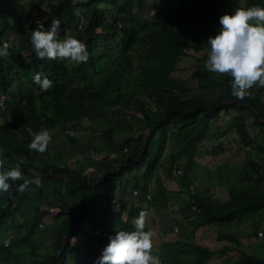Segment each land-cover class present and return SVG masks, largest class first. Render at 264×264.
<instances>
[{
    "label": "trees",
    "instance_id": "1",
    "mask_svg": "<svg viewBox=\"0 0 264 264\" xmlns=\"http://www.w3.org/2000/svg\"><path fill=\"white\" fill-rule=\"evenodd\" d=\"M143 1L147 2V8ZM154 2L155 5L169 4V15L156 19L148 14ZM208 4L219 10L215 17L219 27L206 23L205 15L213 18L205 11ZM21 5L15 9L18 14L22 11ZM29 5L35 8L44 6V16L40 21L45 29L50 28L53 21H59L57 39L77 33L76 38L86 45L89 58L79 64L59 58L41 60L35 55L31 43L32 30L37 24L31 29L18 28L13 32L7 22L0 23V48L5 43L9 52L8 56H0V160L4 161L0 171L10 170L14 163L20 164L22 172L21 179L7 181L11 186L8 193L0 192V226L16 211L24 215L22 224L8 225L5 233L11 234L7 236L6 245L0 237V263L97 264L103 248L109 243L108 235H116L110 229L113 220L117 219L115 223L122 230L134 231V221L139 212H147L144 205L163 212V205H166L168 216L164 224L156 223L159 228L157 236L168 233L163 236V243L170 244L171 248L178 242L182 247L175 248V255L168 256L162 264H206L210 256L222 253L230 256L224 264H264V236L257 234L258 230L264 233V225L255 224L253 234L248 231L240 235L259 237L252 244V251L237 248L234 244H241L240 236L226 230L216 231L214 236L232 244L222 243L216 247L173 236L176 231L187 228L192 235L198 228L216 230L217 227H213L216 225L232 228L264 208V157L259 154L264 152V148L247 129L249 115L253 123L264 125L263 87L253 86L249 96L243 101L238 100L231 95L230 76L215 75L205 68L208 58L205 52L197 58L201 63L190 71V82L186 83L173 74L177 61L187 53L186 48L198 46L206 32L218 33L222 15L232 14L237 8L264 7V0H34ZM4 10L0 8V14ZM8 15L6 12L5 16ZM107 41L111 46H107ZM110 49H113L110 60L100 65ZM17 70L21 71V76H15ZM36 73H43L53 81L48 91H42L34 83ZM20 79H25V83L10 91V84ZM213 86L223 87V90L209 96L208 88ZM194 89L200 91L192 92ZM229 110L235 113L230 114ZM220 111L230 114L229 120H233L232 128L241 147L250 145L259 160L253 161L245 153L244 162L249 170L239 181L245 180L249 185L242 187L238 181L226 187L224 199L214 200L206 193H199L197 187L190 188L194 179L188 168L197 142L205 138L207 128L217 130L215 121H209H213ZM259 118L263 120L259 121ZM83 119L98 122V128L84 140L76 134ZM169 124L177 130L188 128L194 132L189 134L186 145L169 156V165L165 168L179 182L178 188L175 184L168 187L160 182L163 189L156 188L153 193L149 178L164 148ZM66 127L69 131L63 134L69 145L77 147L83 143L87 149L105 153V163L97 171L81 173L75 169L79 165H74L79 157L70 158L60 152L52 154L50 145L43 154L29 151L28 144L34 134L43 129L55 131ZM145 127L158 128L157 138L147 132L141 140V129ZM93 138L96 141L94 146L89 143ZM133 140H138L133 151L120 150ZM188 146L185 163L175 167L180 171L174 174L171 163L185 153ZM219 147L217 143L215 148ZM61 160L65 161L63 166L58 164ZM37 176L42 178V187L31 184L23 193L16 190L24 179L31 180ZM132 179L130 188L137 189V204H122L126 206L127 218L113 216L102 219L99 216L100 202L107 211L116 195L114 190L122 192L126 181ZM182 187L189 191L188 199L185 204L176 206L179 203L177 192ZM148 190L150 192L146 196ZM32 199L38 203L34 204ZM28 204H32V221L23 208ZM51 206L60 210L56 216H50L52 220L48 228L52 232L53 246L51 251H47L41 249L46 237L35 232L34 227L45 221L44 216ZM175 211L176 217L172 215ZM95 226H98L100 234L97 230L90 232V228ZM233 230L237 228L233 227ZM84 232L88 233V251H84L77 260L74 258L65 263L64 255L70 249V238L82 239ZM91 244L96 247H91Z\"/></svg>",
    "mask_w": 264,
    "mask_h": 264
},
{
    "label": "rangeland",
    "instance_id": "2",
    "mask_svg": "<svg viewBox=\"0 0 264 264\" xmlns=\"http://www.w3.org/2000/svg\"><path fill=\"white\" fill-rule=\"evenodd\" d=\"M34 0H9L7 3H5L4 0H1L0 8H5L4 11H2V14H0V23L7 22L10 27H12V31L15 32V30L20 29H31L33 26H35L36 21L40 20L44 16V6L38 5L37 8L30 6L29 4L33 2ZM150 1V0H148ZM23 4L21 13L18 14V11H15V9H18V4ZM143 5H146V1L142 2ZM147 8V6H145ZM7 8V10H6ZM21 8V7H20ZM165 11V12H163ZM205 11L209 12L211 14V17L204 16L206 20V23L208 25H214L216 27H219L218 22H216L217 15L219 14V10H215L214 6L211 4H208L205 6ZM6 12H9L8 16L6 15ZM11 12V13H10ZM148 14H151L156 19H163V17L169 15L170 13V5L169 4H163V5H155V2L152 5V9H149L147 11ZM12 15V16H11ZM216 17V18H215ZM25 20V21H24ZM47 29V28H46ZM80 30V29H78ZM77 33H73L72 36L76 38ZM216 34L206 32L204 34V38L200 41V43H197L198 46H195V48H186L187 53L183 55L180 60L176 63V70H174L173 74L180 77L184 82H190L191 78H188L190 71L194 68V66H197V64L201 63L197 58L201 56L203 52L207 53L210 51V46L207 44L209 37H214ZM65 38H58V40H64ZM107 46H111V42L107 41ZM113 49H110L107 51L105 58L100 62V65H105L110 60L112 56ZM23 55V53L21 54ZM65 61H70V59H65ZM215 74V73H214ZM21 76V71L17 70V73L15 76ZM217 75V74H215ZM97 78V77H96ZM95 78V82H96ZM25 79H20L19 81L14 80L8 87L10 91H14L16 89V86H22L25 83ZM256 86V85H255ZM208 95L214 96L221 90H223V87H209L208 88ZM198 89L191 90L197 91ZM200 91V90H198ZM203 93H206V91L202 90ZM261 98L264 100V87L262 89V95ZM15 106V104H13ZM13 109H15L13 107ZM230 114H234V110H229ZM230 114L226 113L224 111H220V114L213 119V121H209V123L214 122L217 126V130H215L213 127L207 128L205 132V138L200 139L197 142L195 153L193 154L190 161L193 160V162L190 164L189 168H192V165L194 164V160H196V156H199V159L196 160V166L193 168H197L196 171V178L193 177L194 181L191 183L190 188L197 187L199 190V193H206L208 196L210 195V198L214 200H222L226 197V187L230 185H235L243 176V173H246L249 168L248 165L244 162L245 158V151L242 149L241 145L238 142V138L236 135V132L233 130V120L230 119ZM247 129L251 136H253L254 140L259 144L261 148H264V125H258L253 123L252 116H247ZM262 118H259V121H262ZM219 125V127H218ZM200 126V123H198V126ZM28 129V127H26ZM68 129V127H66ZM98 128V122L97 120H86L83 119L81 124L77 127V136L81 139H87L90 138V134H93L95 129ZM65 128H59L55 131H49L52 140L49 144L51 146L50 152L56 153L60 152L64 156L67 157H79L78 161L74 163L76 167L79 168H100L105 163L104 155L105 153H99L96 151H93L91 149H87L85 147V144H80L77 147H72L67 143L65 140V135L63 134V130ZM151 128H143L141 129V140L144 138L145 134L147 132H151L154 138H157L158 136V128H153L149 131ZM29 130V129H28ZM69 130V129H68ZM190 131V132H189ZM220 131V135L219 132ZM188 128H184L181 130H177L173 125L169 124L166 127V134L164 139V148L160 154V158L158 159V162L156 163L154 168H166L169 165V156L174 153L177 149L182 148L184 145L187 144L189 139V134L193 133ZM65 133V132H64ZM133 134H135L133 132ZM209 138L207 135H210ZM215 134V136L213 135ZM33 135V134H32ZM122 136V135H120ZM83 139V140H84ZM95 138L90 139L91 144L95 143ZM138 140L130 141L126 145V151H133L136 147ZM218 143L221 148H215V145ZM229 145V146H228ZM214 148V151H213ZM187 150L185 153H183L175 162L171 163V170H175V167H181L185 163L186 154L189 149V146L186 148ZM122 150V148H121ZM260 156L264 157V152H259ZM80 163V164H79ZM60 166L64 165V161L61 160L58 162ZM13 166L15 164L13 163ZM143 168V167H141ZM8 170V169H5ZM92 170V169H91ZM155 172V171H154ZM152 173V177L149 178V182L153 185V193L156 188L159 189L156 179L157 175ZM176 174V173H174ZM124 175L126 176V172H124ZM138 175V174H137ZM64 180L66 179L65 176L62 177ZM128 178V177H127ZM175 178V177H174ZM217 179H219L217 181ZM132 180L126 181L125 188L123 189L124 194L126 198H128L126 203H133L137 204V200H135V193H130V186ZM116 183H119V180L117 179ZM178 181H175V185L178 188ZM237 184L242 185V187H247L249 183L245 182V180L239 181ZM118 186V185H117ZM116 186V187H117ZM169 186V185H168ZM214 187V188H213ZM117 192V190H115ZM189 192V191H188ZM188 192L187 189L182 187V189L177 192V196L179 199V203L176 206H180L182 204H185L188 199ZM45 197H48L47 195ZM158 201V198L156 199V203ZM34 204H37L38 202L35 199H32ZM121 202V201H120ZM142 204V203H141ZM158 204H163V202H158ZM108 210L106 211V206L100 202V209H99V216L103 219V217L109 216L113 217L116 216L117 218L124 219L125 217V211L126 206L115 204L113 205V202L108 205ZM147 206V224L145 230L151 229L154 232L153 237V254L158 255L161 259V262H163L168 256L175 255L177 250L175 248H181L182 244L175 242L173 243L172 247L170 248V244L166 245L163 243V236L166 237L168 233H164L162 237L159 235L157 236L158 227H156V223L164 224L166 222V218L168 216L167 210L168 207L163 205L164 212L163 211H157L152 206ZM32 204H28L24 206V211L28 213V216L30 220H33L34 213L31 212ZM52 208H49V212L44 216L45 221L41 222L40 225H36L34 227L35 232L42 234L45 238L44 240V246L41 248L42 250L51 251L52 250V240L50 239L52 232L49 231V224L50 218L53 217L52 215H57V212H59L60 208L51 206ZM159 207V206H157ZM121 208V210H119ZM189 208V207H188ZM65 210V209H64ZM177 212L175 211L172 213V215H175L176 217ZM134 217V216H133ZM132 217V218H133ZM24 219V215H21L18 213V211L15 212L12 216L8 218V221L5 224H2L0 226V232L3 233L2 239H5L9 233H5L6 229L8 228V225H17L18 223L22 224ZM54 220V219H53ZM153 221V222H151ZM117 224V223H116ZM115 224V225H116ZM255 224L264 225V208L260 209L255 215L245 217L242 220L241 225H237L233 227H236L237 230H233V227L230 228L229 226H222V225H216L213 227H217L216 230H212L210 227L207 228H198L194 230V235H192L191 230L187 228L185 231H176L173 236L176 238L181 237V240L188 239L193 240L196 243L204 244L211 247H216L221 245L222 243L226 244H232L225 240H217L215 238V232L216 231H229V233L237 234V236L247 234L245 232H251L250 234H253L256 227ZM236 225V224H235ZM118 227H120L118 225ZM219 227V228H218ZM135 228V225H134ZM97 232L99 231V228L96 226ZM258 229V228H257ZM102 232V231H101ZM99 233V232H98ZM263 233V232H262ZM100 234V233H99ZM88 233L84 232V237L82 239H77V242L75 245L71 246L70 249L65 253L64 255V261L65 263H69L71 259L78 258V256L81 257V255L84 253V251H88V243L87 240ZM110 235H108V238ZM259 237H256L254 235L251 236H240V240L242 241L240 245L234 244L237 246V248H240L244 251H252L253 249V243L258 240ZM109 242V241H108ZM71 243H75V238H71ZM157 243L158 245H155ZM93 247V244L90 245ZM96 247V246H95ZM93 247V248H95ZM181 257V256H180ZM229 255L226 254H219L215 255L213 254L210 256V258L207 260L206 264H224L228 259ZM71 264V263H70Z\"/></svg>",
    "mask_w": 264,
    "mask_h": 264
},
{
    "label": "clouds",
    "instance_id": "3",
    "mask_svg": "<svg viewBox=\"0 0 264 264\" xmlns=\"http://www.w3.org/2000/svg\"><path fill=\"white\" fill-rule=\"evenodd\" d=\"M219 23L221 27L218 33L208 38L210 51L204 66L211 73L230 76L231 95L243 101L250 95L249 90L253 86L264 87V7L253 5L237 8L232 14L222 15ZM36 24L37 27L32 30L31 43L39 59H70L77 64L88 60L87 47L80 40L72 36L64 40L57 39V29L60 27L58 20L53 21L48 29H45V25L40 20H37ZM8 55V45L4 43L0 48V56ZM33 79L42 91H48L53 86V81L43 73H36ZM63 131L69 130L65 128ZM51 140L50 132L43 129L34 134L28 149L43 154L47 151ZM3 166L4 161L0 160V168ZM21 178L20 164H16L10 170L0 171V192H9L11 187L7 183L9 179L16 181ZM31 184L42 187V178L37 176L31 180L24 179L16 190L23 193ZM132 190L130 188L129 194ZM114 192L117 193L115 190ZM120 193L124 194V192ZM114 201L112 199L113 203ZM147 216L148 213L141 210L134 221V231L121 230L117 231L115 236L109 237V243L103 248L97 264H162L160 257L153 254L154 232L151 229L145 230ZM96 230V226L90 228V232L95 233ZM261 235L264 236V233ZM77 239L76 237L75 243H71V246L76 244ZM7 240V237L2 239L4 245L7 244Z\"/></svg>",
    "mask_w": 264,
    "mask_h": 264
},
{
    "label": "crops",
    "instance_id": "4",
    "mask_svg": "<svg viewBox=\"0 0 264 264\" xmlns=\"http://www.w3.org/2000/svg\"><path fill=\"white\" fill-rule=\"evenodd\" d=\"M196 158V160L197 159H199V156H196L195 157ZM196 160H194V164L192 165V168H188V170H189V174H190V176L193 178V177H195L196 178V173H197V171H196V169L197 168H193V167H195L196 166ZM193 162V160L191 161V163ZM190 163V164H191ZM75 169H79L80 171H81V173H83V174H86L87 172H94V171H97L99 168H75ZM92 169V170H91ZM155 171V172H154ZM153 172H154V174L155 175H157V179H156V181H157V183H159L160 184V182L161 183H163L162 185H166V186H168V185H171V187L173 186V184H175L174 183V180L176 181V179L174 178V176L171 174V173H167L166 172V169L165 168H154V170H153ZM152 172V173H153ZM152 175V174H151ZM126 177V176H125ZM152 177V176H151ZM163 179V180H162ZM219 179H217V181H218ZM171 183V184H170ZM162 185L160 184L159 185V190H162L163 188H162ZM169 187V186H168ZM125 188V187H124ZM214 188V187H213ZM116 190V189H115ZM122 192H124L123 190H122ZM128 198H126V196H125V194H122V193H120V192H118V193H116V195H114V198H113V200H115L114 201V203H113V205H115L116 204V202H118L119 203V205H121V203L122 202H125L126 200H127ZM122 200V201H121ZM123 200H125V201H123ZM135 200H136V197H135ZM121 201V202H120ZM122 204H131V203H122ZM119 210H121V208H119ZM106 218H109V216H106ZM127 218V211H125V217H124V220ZM115 222H117V219L116 220H113L111 223H110V229H112V233L113 234H116V231H121L122 229H121V227H118V224H116ZM116 224V225H115ZM98 227V226H97Z\"/></svg>",
    "mask_w": 264,
    "mask_h": 264
},
{
    "label": "built area",
    "instance_id": "5",
    "mask_svg": "<svg viewBox=\"0 0 264 264\" xmlns=\"http://www.w3.org/2000/svg\"><path fill=\"white\" fill-rule=\"evenodd\" d=\"M126 146H122V151H126ZM242 149L245 151V153L248 155V157H251L252 158V160L253 161H257V160H259L258 159V157H256L254 154H253V149H252V147L250 146V145H248V144H245L243 147H242ZM179 171H180V169L179 168H176L175 169V173L177 174V173H179ZM149 192H150V190H148L147 191V194H146V196H148L149 195ZM132 193H137V189H133L132 190ZM174 229H176V228H174ZM257 234L260 236L261 235V231L260 230H258L257 231Z\"/></svg>",
    "mask_w": 264,
    "mask_h": 264
}]
</instances>
